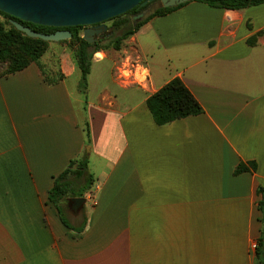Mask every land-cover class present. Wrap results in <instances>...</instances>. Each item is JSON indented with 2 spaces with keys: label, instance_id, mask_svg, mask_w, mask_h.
<instances>
[{
  "label": "crops",
  "instance_id": "1",
  "mask_svg": "<svg viewBox=\"0 0 264 264\" xmlns=\"http://www.w3.org/2000/svg\"><path fill=\"white\" fill-rule=\"evenodd\" d=\"M126 54L149 69L148 89L118 78ZM57 72L51 84L34 62L0 75V264H257L264 3L189 0L150 18L94 54L91 99L71 89L73 58ZM173 78L202 112L159 125L146 99ZM83 153L92 184L59 212L54 177ZM249 161L255 170L234 173Z\"/></svg>",
  "mask_w": 264,
  "mask_h": 264
},
{
  "label": "trees",
  "instance_id": "2",
  "mask_svg": "<svg viewBox=\"0 0 264 264\" xmlns=\"http://www.w3.org/2000/svg\"><path fill=\"white\" fill-rule=\"evenodd\" d=\"M194 1L205 3L211 7L228 10H238L264 3V0ZM182 4L172 7L160 6L140 20L134 21L130 14L139 8V6H136L123 14L108 19L112 20L113 32L106 39L100 38L92 43H89L82 37V28L84 27L82 25L61 28L38 25L28 21H22L19 18L0 11V16L3 18V20H0V69L3 68L0 75H7L15 72L34 62L40 67L47 83L51 84L61 78L60 73H55L53 77L52 73L45 72L39 64V58L44 52L48 41L27 36L24 32L16 29L15 26L10 23V19L16 20L39 32L51 33L57 29L69 30L71 32V37L68 39L75 44L73 47V59L80 72L78 87L81 91H86L87 76L90 71L91 60L97 51L110 48L119 50L124 40L138 30L147 20L154 16L164 15ZM247 42L253 44L255 42V35L249 37ZM146 105L154 122L159 125L202 112V108L198 101L179 78L171 79L160 89L151 94L146 99ZM84 129L86 130V135L89 136L88 127L86 126ZM255 169L256 165L253 161H249L248 163L240 162L235 167L234 173L238 174L248 170L253 171ZM92 181V175L88 173L87 169V155L83 153L81 156L71 159L68 165L54 177L53 186L49 191V200L58 207V211L60 212L58 206L60 201L70 196H83L85 191L92 184ZM81 182L82 186H80ZM257 193L260 195L257 208L261 212V235L256 245V257L258 261L257 264H264V185L257 188ZM61 220L65 223L63 217H61Z\"/></svg>",
  "mask_w": 264,
  "mask_h": 264
},
{
  "label": "water",
  "instance_id": "3",
  "mask_svg": "<svg viewBox=\"0 0 264 264\" xmlns=\"http://www.w3.org/2000/svg\"><path fill=\"white\" fill-rule=\"evenodd\" d=\"M151 0H0V11L38 25L52 27L86 26L82 37L92 43L100 32H105L104 21L123 14L132 8L144 5ZM189 0H159L160 6L172 7ZM144 12L133 15L139 19ZM10 23L29 37L46 41H61L71 37L67 29H57L51 33L35 31L29 26L10 19ZM110 33L108 35L111 34ZM88 150V147H86ZM73 206H81L84 197L71 198Z\"/></svg>",
  "mask_w": 264,
  "mask_h": 264
},
{
  "label": "rangeland",
  "instance_id": "4",
  "mask_svg": "<svg viewBox=\"0 0 264 264\" xmlns=\"http://www.w3.org/2000/svg\"><path fill=\"white\" fill-rule=\"evenodd\" d=\"M160 7L159 3H155L152 8L148 11H146L144 13V15L141 17L143 18L145 15H147L148 13H150L151 11H153L154 9ZM131 15V14H130ZM136 19L134 21H138L140 20ZM0 20H3V18L0 16ZM104 25L108 26V32H100L96 37L95 40L93 42H95L96 40H98L99 38H106L110 35H108L110 33V31L112 30V20H107L104 22ZM86 26H84L82 28H85ZM112 33V32H111ZM74 43L69 41V39H64L62 41H48L45 47L44 52L42 53L41 57L39 58V64L41 65L42 69L45 72L48 73H52V76L54 77V73L56 72V69L59 66V62L62 58H66V57H71L73 58V47H74ZM102 54H98L96 55V57L101 56ZM4 67V66H2ZM3 69V68H2ZM2 69H0V72L2 71ZM75 82H76V78L73 76L70 78L69 83L71 84V89L73 90L74 94H80L82 93L84 96L89 97L90 99L93 97L91 96V94L86 93V91H81V89L77 86H75ZM78 88V90H77Z\"/></svg>",
  "mask_w": 264,
  "mask_h": 264
},
{
  "label": "built area",
  "instance_id": "5",
  "mask_svg": "<svg viewBox=\"0 0 264 264\" xmlns=\"http://www.w3.org/2000/svg\"><path fill=\"white\" fill-rule=\"evenodd\" d=\"M118 78L126 85H136L148 89L151 84L149 69L139 59L126 54L122 56L116 67ZM256 243L252 248H256Z\"/></svg>",
  "mask_w": 264,
  "mask_h": 264
},
{
  "label": "flooded vegetation",
  "instance_id": "6",
  "mask_svg": "<svg viewBox=\"0 0 264 264\" xmlns=\"http://www.w3.org/2000/svg\"><path fill=\"white\" fill-rule=\"evenodd\" d=\"M155 3H159V0H151V1H148V2H146V4H144V5H139V8L138 9H136V11L135 12H133V13H131V16H132V19H133V15H137V14H140V13H142V12H146V11H148V10H150L151 8H152V6L155 4ZM134 20V19H133ZM105 21H107V20H105ZM104 21V22H105ZM103 22V23H104ZM102 38V37H101ZM107 38V37H106ZM106 38H102V39H106ZM100 39V38H99ZM73 203V202H72Z\"/></svg>",
  "mask_w": 264,
  "mask_h": 264
},
{
  "label": "bare ground",
  "instance_id": "7",
  "mask_svg": "<svg viewBox=\"0 0 264 264\" xmlns=\"http://www.w3.org/2000/svg\"><path fill=\"white\" fill-rule=\"evenodd\" d=\"M107 28H108V26H107ZM106 32H108V29L106 30Z\"/></svg>",
  "mask_w": 264,
  "mask_h": 264
}]
</instances>
